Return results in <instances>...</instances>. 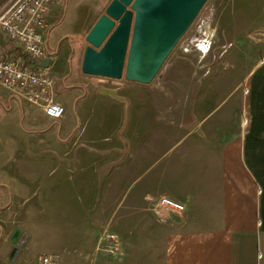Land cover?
Returning <instances> with one entry per match:
<instances>
[{
    "label": "crops",
    "instance_id": "obj_1",
    "mask_svg": "<svg viewBox=\"0 0 264 264\" xmlns=\"http://www.w3.org/2000/svg\"><path fill=\"white\" fill-rule=\"evenodd\" d=\"M109 1L72 32L51 7L43 39L61 118L0 85L5 134L31 149L8 145L0 162V264H264V51L240 81H218L217 61L202 69L186 46L147 84L88 75L84 37ZM0 55H15L2 32ZM52 193L62 205L44 211ZM160 196L184 210L160 217Z\"/></svg>",
    "mask_w": 264,
    "mask_h": 264
},
{
    "label": "water",
    "instance_id": "obj_2",
    "mask_svg": "<svg viewBox=\"0 0 264 264\" xmlns=\"http://www.w3.org/2000/svg\"><path fill=\"white\" fill-rule=\"evenodd\" d=\"M206 2L110 0L84 37L81 71L150 83ZM49 60L33 63L48 67Z\"/></svg>",
    "mask_w": 264,
    "mask_h": 264
},
{
    "label": "rangeland",
    "instance_id": "obj_3",
    "mask_svg": "<svg viewBox=\"0 0 264 264\" xmlns=\"http://www.w3.org/2000/svg\"><path fill=\"white\" fill-rule=\"evenodd\" d=\"M98 1L63 0L58 9V21L57 19L54 20L58 24L60 23L59 21H62L59 31L72 32L78 30L81 26L80 21L87 14V8L97 4ZM61 16L62 20H60ZM183 46L189 48V55L185 56L192 60L194 59L195 64L202 69L208 68L209 57L213 62L214 60L217 61L215 66L220 70H218V81L225 79L227 75L225 72H231L230 77L232 78H229V81H240L244 67L250 66L264 51V0H207L160 70L162 68L165 70L172 61L184 56L178 53L179 47ZM213 56L214 59H212ZM233 57L234 61L232 60ZM241 57L244 58L241 59ZM245 58L246 60H244ZM233 62L236 64L234 65ZM235 70H238V72H233V74L232 71ZM222 91L226 92L224 88L219 90V97L223 96L220 94ZM233 93L237 95L240 92L236 90L231 95H234ZM31 109L39 111L40 108L34 106ZM124 120L125 116L123 117ZM7 126L12 127L15 125L11 121ZM45 137L47 139L42 138V145L53 141L48 139L50 135H45ZM37 143L36 141V148H40ZM20 144L22 147L26 145V153L31 152L28 136H23L13 130L5 134V117H0V162L4 161L6 156H9L7 149L10 146L17 145L18 147ZM8 145L9 147L7 148ZM42 149L44 152V147ZM57 167L54 168L57 169ZM62 168L59 167L56 174L65 173L61 170ZM49 170L50 168H45L43 173L45 174ZM55 195V193H52L48 197L39 198L40 205L38 206H41L40 208L44 209V211H49L50 208H60L62 205L59 202L60 197H55ZM62 199L65 201L67 197Z\"/></svg>",
    "mask_w": 264,
    "mask_h": 264
},
{
    "label": "built area",
    "instance_id": "obj_4",
    "mask_svg": "<svg viewBox=\"0 0 264 264\" xmlns=\"http://www.w3.org/2000/svg\"><path fill=\"white\" fill-rule=\"evenodd\" d=\"M63 0H8L0 9V32L15 46V55H0V85L29 103L38 106L52 120L64 113L63 106L53 97L54 77L48 67L37 66L46 57L44 33L49 27V13L53 5ZM246 91V89H245ZM245 122V120H243ZM160 217L180 214L184 205L166 196H160L154 206ZM104 237L111 244L106 249L113 253L117 238L113 232ZM39 264H56L52 255H41Z\"/></svg>",
    "mask_w": 264,
    "mask_h": 264
},
{
    "label": "trees",
    "instance_id": "obj_5",
    "mask_svg": "<svg viewBox=\"0 0 264 264\" xmlns=\"http://www.w3.org/2000/svg\"><path fill=\"white\" fill-rule=\"evenodd\" d=\"M4 1H6V0H0V4L3 3Z\"/></svg>",
    "mask_w": 264,
    "mask_h": 264
}]
</instances>
